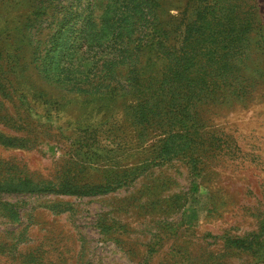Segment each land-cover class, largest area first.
I'll use <instances>...</instances> for the list:
<instances>
[{
	"label": "rangeland",
	"instance_id": "obj_1",
	"mask_svg": "<svg viewBox=\"0 0 264 264\" xmlns=\"http://www.w3.org/2000/svg\"><path fill=\"white\" fill-rule=\"evenodd\" d=\"M198 1L0 0V264H264V0L174 61Z\"/></svg>",
	"mask_w": 264,
	"mask_h": 264
},
{
	"label": "trees",
	"instance_id": "obj_2",
	"mask_svg": "<svg viewBox=\"0 0 264 264\" xmlns=\"http://www.w3.org/2000/svg\"><path fill=\"white\" fill-rule=\"evenodd\" d=\"M203 1H206L208 4H202ZM219 4L215 0H199L198 1V8L195 10V20L190 24L187 22V19H184L182 25V32H181V42L179 46L173 49L172 55L176 57L174 61L180 59V62L184 61V58L187 55H191L193 51L196 53L198 48H202L201 42L205 44H210L209 39H214L207 31H203L207 24H214L216 20L219 19V11L218 8ZM213 32V31H210ZM207 34V35H206ZM207 36V37H206ZM193 47L192 51H188L190 47ZM197 46V47H196ZM196 47V48H195ZM187 49V50H186ZM210 53L205 54L207 57V63L211 64V62L215 61V57L213 56L214 51L210 48ZM184 63V62H183ZM186 64V63H185ZM170 92H168V96ZM2 137H0L1 139ZM2 140H9V139H2ZM12 140V139H11ZM25 187L22 188V191ZM29 192H33V189H28ZM19 189H14L11 192H18Z\"/></svg>",
	"mask_w": 264,
	"mask_h": 264
}]
</instances>
